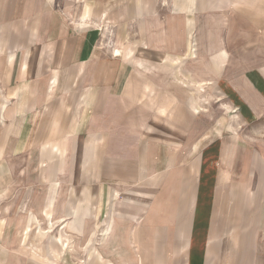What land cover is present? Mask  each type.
<instances>
[{
  "label": "crops",
  "instance_id": "obj_1",
  "mask_svg": "<svg viewBox=\"0 0 264 264\" xmlns=\"http://www.w3.org/2000/svg\"><path fill=\"white\" fill-rule=\"evenodd\" d=\"M28 156L117 183V264H264V0H0L3 171Z\"/></svg>",
  "mask_w": 264,
  "mask_h": 264
},
{
  "label": "rangeland",
  "instance_id": "obj_2",
  "mask_svg": "<svg viewBox=\"0 0 264 264\" xmlns=\"http://www.w3.org/2000/svg\"><path fill=\"white\" fill-rule=\"evenodd\" d=\"M221 99L206 90L200 112L228 128L233 113ZM19 159H6L8 171L0 159V264H117V183L100 190L51 186L48 171L34 170L35 157ZM71 210L76 218L67 219ZM49 238L57 240L56 262L46 257Z\"/></svg>",
  "mask_w": 264,
  "mask_h": 264
}]
</instances>
